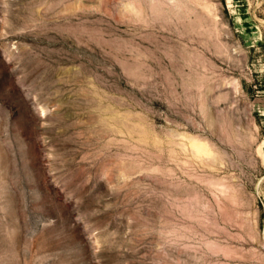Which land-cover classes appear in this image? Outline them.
Instances as JSON below:
<instances>
[{
  "label": "rangeland",
  "instance_id": "374dc122",
  "mask_svg": "<svg viewBox=\"0 0 264 264\" xmlns=\"http://www.w3.org/2000/svg\"><path fill=\"white\" fill-rule=\"evenodd\" d=\"M0 264H264V0H0Z\"/></svg>",
  "mask_w": 264,
  "mask_h": 264
},
{
  "label": "bare ground",
  "instance_id": "6f19581e",
  "mask_svg": "<svg viewBox=\"0 0 264 264\" xmlns=\"http://www.w3.org/2000/svg\"><path fill=\"white\" fill-rule=\"evenodd\" d=\"M31 99L33 101H36L37 100L35 96H31ZM44 115H45V111L43 109H41V112L39 113V116H44Z\"/></svg>",
  "mask_w": 264,
  "mask_h": 264
}]
</instances>
